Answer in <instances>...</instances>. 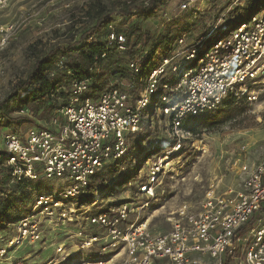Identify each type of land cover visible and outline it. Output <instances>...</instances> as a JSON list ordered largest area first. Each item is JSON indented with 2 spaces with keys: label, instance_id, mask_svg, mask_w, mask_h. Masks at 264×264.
Segmentation results:
<instances>
[{
  "label": "built area",
  "instance_id": "built-area-1",
  "mask_svg": "<svg viewBox=\"0 0 264 264\" xmlns=\"http://www.w3.org/2000/svg\"><path fill=\"white\" fill-rule=\"evenodd\" d=\"M11 1L0 0V12ZM197 2L180 0L178 8L185 11ZM160 15L170 20L165 11ZM120 19L122 31L112 20L104 28V49L94 58L90 74L99 71L98 61H106L107 53L130 50L125 33L129 22ZM17 29V25L0 23V50ZM143 55L149 59L146 64L134 52L124 66L130 77L128 86L138 87L133 93L120 87L121 77L112 78L109 73L97 87L92 78L73 80L68 96L48 119L39 121L41 125L24 133L1 134L3 199L15 186L41 178L69 184L39 190L25 215L5 220L2 231L11 229L14 234L0 247V259L7 261L10 251L25 244L42 242L47 223L77 225L69 234L70 243L85 254L74 264H151L153 259L168 264H264V157L237 170L243 178L239 192L219 193L211 184L198 212L182 203L167 218L168 232H152L139 213L131 221L135 214L131 204L101 208L96 193L88 199L93 200L91 205L85 207L82 201L92 194L88 188L104 166L127 154L126 137L137 135L160 116L166 118L168 146L153 161L146 160L145 180L136 187L148 201L156 197L161 179L174 173L178 161L174 163L172 156L185 141L196 137L185 129L186 118L217 110L230 100L256 102L255 88L264 78V8L237 24L220 17L196 38L177 36L171 52L150 47ZM56 67H64L63 59L56 61ZM154 97L155 117L143 120L142 113ZM19 112L32 117L28 110ZM158 148V141L150 140L144 150L150 153ZM79 202L85 209L79 208ZM55 254L59 263L72 256L61 244L56 245ZM18 264L26 263L20 260ZM46 264L56 263L49 260Z\"/></svg>",
  "mask_w": 264,
  "mask_h": 264
},
{
  "label": "rangeland",
  "instance_id": "rangeland-1",
  "mask_svg": "<svg viewBox=\"0 0 264 264\" xmlns=\"http://www.w3.org/2000/svg\"><path fill=\"white\" fill-rule=\"evenodd\" d=\"M113 1L115 0H12L8 7L0 12V23L18 26L8 45L0 50V102L12 91L17 81L25 79L36 55H45L58 47L65 49L78 45L80 37L94 25L93 9L98 7L108 10ZM139 1L147 2V0ZM179 4L180 0H170L159 12L157 11L155 16L147 20L139 17L138 14L125 20L124 22H129L132 27L139 26L144 37L138 42L134 37L131 39L129 55L112 52L110 61L103 63L104 73H109L113 67H124L134 52L140 53L146 64L148 61L143 52L153 46L154 51L159 49L161 52H171L176 47L177 36L196 38L220 17L238 20L241 9L251 7L253 0H198L185 11L179 10ZM251 9L256 11L255 7ZM162 10L167 13L169 21L161 17ZM257 12L261 13L262 9ZM120 16L114 14L110 21L112 20L119 31H122L124 26ZM183 18L186 22L180 23L179 20ZM188 26L191 30L185 33L184 30ZM146 35L150 37L151 45L145 43ZM167 35L172 41L171 44L164 40ZM159 41L161 46H155ZM99 73L101 75V72ZM121 79L124 82L119 81V85L124 90L133 93L134 89H138L137 85L128 86L130 79L128 74ZM255 90L257 100L250 105L248 112L249 116L254 118V125L243 129H232L231 125L226 124L185 141L180 151L172 156L174 163L178 161L174 173L167 174L161 179V184L156 189V197L152 200H145L136 187L145 180L146 160L153 161L163 152V148L168 146L170 137L167 134L166 118L160 116L153 125H145L137 135L126 137L127 154L105 165L100 173L104 185L98 189V207L131 204L130 206L135 208V214L130 216L131 221L139 213V219L147 220L152 232H168L171 229L167 221L170 213L182 203H187L192 212H198L209 185L214 184L219 193L228 190L239 192L243 178L237 170L241 165L257 164L264 157V78L256 85ZM135 97L136 94L132 99L134 100ZM60 99L58 97V100ZM155 99L156 97L151 99L149 106L142 113L143 120L151 115L155 117L153 112ZM24 101L25 95L19 92L17 98L9 102L8 117L19 118V122L10 125L0 116V136L10 132L24 133L30 128L41 125L40 117L35 116L33 111H30L32 117L19 114L20 110L28 107ZM148 140H157L161 148L147 153L144 149ZM200 141L202 143H199ZM60 184L65 187L69 183L64 184L62 181L58 183L56 180L41 178L25 184L24 188L16 186L15 189L18 190L21 200H16L14 208L9 211L11 220L19 219L26 214L39 190L58 189ZM117 186L118 191L115 189ZM1 192L2 189H0V201L3 200ZM82 201L86 202V207L88 204L91 205L93 200L89 201L84 197ZM80 202L79 208L85 209ZM46 224H43L42 242L25 244L13 249L6 257L10 259L7 261L0 259V264H18L20 260L26 264H46L49 260L56 264H74L80 261L83 257L81 254L85 253L73 248L69 239V234L77 229V225ZM13 234L11 229L2 231L0 228V247H4L7 236ZM58 244L63 245L65 251L72 255L63 263H59V258L55 254V247ZM208 261L215 262L213 259ZM227 263L232 264L230 261ZM151 264L168 263L153 259Z\"/></svg>",
  "mask_w": 264,
  "mask_h": 264
},
{
  "label": "trees",
  "instance_id": "trees-1",
  "mask_svg": "<svg viewBox=\"0 0 264 264\" xmlns=\"http://www.w3.org/2000/svg\"><path fill=\"white\" fill-rule=\"evenodd\" d=\"M169 1L170 0H147V2L144 3L139 0H115L108 10H103L98 7L94 8L92 12V17L95 20L94 25L87 33L80 37L78 45H75V47L69 46L65 49L58 47L50 50L45 55H36L33 66L25 79L17 81L12 91L0 102V116L10 125L19 122V118L11 119L7 114L9 102L17 98L19 92L25 95L24 103L28 107L24 108V110H28L29 112L33 111L35 116L38 115L41 120H45L48 119L53 111H55L61 102L68 96V87L73 80L92 78L95 87L103 84L105 82V80L102 79L105 74L103 71V63L105 61H98L99 71H97V73L90 74L88 69L94 65L96 62L94 58L104 49L101 36L111 17L114 14H119L122 20L125 21L133 16L136 17L138 14L139 17L147 20L155 16L157 11L159 12ZM252 7H255L256 11L264 8V0H253L251 7L241 9L239 19L233 22L237 24L248 19L249 16L256 12L251 9ZM184 21L186 22L185 18L179 20L180 23ZM189 27L190 26L184 30L185 33L190 32L191 29ZM128 29L129 32L127 33ZM127 30L125 33L128 37V45L133 37L137 42L144 37V33L139 26L132 27L130 24ZM88 38H93L95 41L87 43L86 40ZM164 40L169 44L172 43L168 35ZM145 43L147 45L151 43L148 35H146ZM155 46H161V41L157 42ZM129 51L125 55L131 54ZM111 56H113L112 52L107 53L106 61H110ZM58 59H63L64 67L62 69L56 67V61ZM148 60L147 58V61ZM124 68L125 67H113L110 69L109 75L112 78L126 76ZM99 72H101V75ZM58 97L61 99L58 100ZM249 110L250 105L248 103L242 100H230L217 110L203 113L197 117L186 118L183 124L185 129L194 136H199L206 131L215 130L226 124L231 125L232 129L248 128L254 125V118L249 116ZM24 185L25 184H19L17 187L24 188ZM103 185L104 180L99 175L88 188V191L92 194H89L87 199H90L93 193L98 194V189H101ZM3 187L4 182L0 179V189H3ZM15 187L11 190L10 195L0 201V228L4 226L5 220H11L8 213L14 208L16 200H21L20 194Z\"/></svg>",
  "mask_w": 264,
  "mask_h": 264
}]
</instances>
